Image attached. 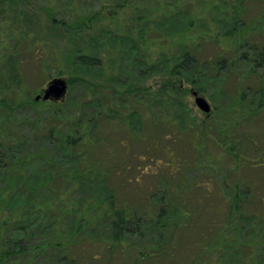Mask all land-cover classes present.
<instances>
[{"label":"trees","instance_id":"16d2710c","mask_svg":"<svg viewBox=\"0 0 264 264\" xmlns=\"http://www.w3.org/2000/svg\"><path fill=\"white\" fill-rule=\"evenodd\" d=\"M8 1L17 5L19 0ZM246 1L225 0L230 5L225 11L218 3L213 5L217 30H210V39L217 49L204 60L196 55L200 34L193 37L196 26L204 24L203 16L191 0L166 3L169 9L163 17L154 11L141 15L136 10L135 22L123 21L122 25L105 14L103 18L111 21L101 25L96 34L91 30L102 18L84 14L59 19L53 8L46 7V33L31 38L24 33L32 60L40 68L66 75L62 77L68 83L66 96L77 82L82 84L92 115L61 112L71 103V96L65 102L66 96L59 101L22 99L21 92L25 95L32 87L21 86L20 73L14 76L17 94L0 101L4 112L12 117L25 105L52 109L53 115L44 122L32 116L29 131L16 130L15 119L13 127L6 123L9 130L4 129L5 135L0 133V264H55L56 259L64 264L264 263L260 258L264 253V198H257L258 209L250 208L255 196L251 187V192L244 188L241 173L244 166L256 167L261 160L242 157L234 139L217 140L218 154L204 150L202 136L209 134L194 131L198 125L184 100L185 84L205 93L208 85L222 86L235 66L251 65L253 71H263L256 89L251 85H247L251 91L243 88L245 92L238 93L240 104L232 112L236 100L232 102L229 113L254 117L264 109V7L256 19L248 21ZM128 3L123 0L118 6L125 10ZM221 11L226 15L219 18L216 14ZM156 32L161 35L152 36ZM256 34L263 37L255 38ZM42 40L56 41L57 54H43L38 46ZM160 40L165 44L168 40V48L153 56L148 48ZM110 50L115 58L107 60ZM154 76L161 81L157 87L147 84ZM253 78L251 74L239 80L246 83ZM159 108L165 116H158ZM110 120L146 145V152L130 151L135 162L116 163L114 175L103 153L108 137L99 129L102 122ZM147 122L172 130V141L183 139L182 129H191L185 149L192 160L175 154L169 145L162 153L160 140L152 143L144 133ZM174 123L179 130L172 127ZM30 141L41 142V151L33 149ZM125 143L121 140L119 144ZM196 155H202L200 160ZM225 158L230 159L232 172L241 177L232 184L222 180L219 194L215 193L217 179L211 175L206 180L189 175L200 166L217 168ZM129 168L138 174L126 176L121 186L132 184L137 197L120 195L114 182ZM149 168L159 169L164 176L146 183L142 176L153 172ZM214 193L222 196L224 220L206 218V209L220 210Z\"/></svg>","mask_w":264,"mask_h":264},{"label":"rangeland","instance_id":"374dc122","mask_svg":"<svg viewBox=\"0 0 264 264\" xmlns=\"http://www.w3.org/2000/svg\"><path fill=\"white\" fill-rule=\"evenodd\" d=\"M174 1L176 2L178 0H128L129 3L125 10L124 8L118 6V3L123 2V0H19L17 3H15L17 5H14V3H11L8 0L1 2L0 101L6 97L11 98L13 94H17L16 90L18 85L14 79V76L18 73H20L21 86L23 87V85H25L24 87H32L27 93H25V95L23 92H21L20 97H23L22 99H27L28 97L35 99L38 94L43 92V89L47 86V83L54 77L66 78V75H59L54 69L48 71L44 66L40 68L37 62L32 60L33 54L28 48L27 40L25 39L24 33H26L29 38L35 36L41 37V35L46 33V25L49 19L46 7L53 8L54 15L59 19L71 20L74 16L81 17L84 14L92 16L95 20L102 18L101 21H99L97 25L91 30L93 34H96L101 25H105V23L111 21L108 18H103L108 14L109 16L116 18L115 20L118 21L117 23L120 25H122L123 21L129 23V20L131 23H133L135 22L134 18H137L138 13L148 16L152 14V11H154L157 17H163L166 13V10L169 9V6H166V3L170 2L172 4ZM191 1L193 6L196 7L197 12L200 11L201 16H203L201 18L204 24H199L196 26L193 37H195L196 34H200V38L196 40V44H199V48L197 51L195 49L194 50L196 53H199H195L197 57L201 60H204L208 56L213 55L217 49L210 39V34H212L210 30H217V23L212 20L213 13L211 10L213 9V5L215 4L214 6H216L218 3L219 7L223 9L222 11L229 9L230 5H226L225 0ZM244 4L246 9L245 18L248 21H252L256 19L257 14L262 11V8L264 7V0H247L244 2ZM136 10H138V13ZM222 11L216 14L217 17L222 18L226 15ZM123 12H127L126 15H124ZM19 13L21 14L19 15ZM97 13L99 14L98 16H96ZM156 34L157 35L152 36L161 35L159 32H156ZM255 36V38L263 37L260 34H256ZM164 41H166V44L160 40L158 41L157 45L154 44L151 48H148L150 52H153V56L157 55L158 52L168 48L169 41ZM38 46L41 48L43 54L47 53L54 56L58 52V43L56 44V41L54 40H50V42L42 40ZM111 50L107 55V60H112L115 58V54ZM155 58L157 57H154L153 59ZM108 64L109 62L107 61V65ZM254 68L255 67L251 65H246L241 68H237L235 66L233 70L227 75L225 81H223L222 86L221 84L208 85L205 93L198 92L200 96L206 98L211 106V115L209 116L206 115V113H204L195 103V97L192 94L193 91H196L195 86H191V84L188 83L185 84L188 87V91L184 100L187 104H189V108L192 113L191 115L196 119V124L198 125L195 127L194 131L201 133L202 135L206 133L209 134L202 136L204 139V150H212L218 154L220 152V145L218 141H224V139H234V141L237 142L238 151L241 153L242 157L250 159L252 162H255L259 159L261 160L259 164H256V167L247 165L244 166L241 172L244 188H246L249 192H251L250 190L252 188V193L255 196L254 201L250 204V208L258 209L256 205L258 204L257 198L260 196L264 198V109L261 110L260 114H257L254 117H242L244 113L239 117H233L229 113L231 110L228 109V107L232 105V102L236 100V106L232 112L235 111L238 104H240L238 100L239 95L242 92H245L243 88H246L247 90L250 89L247 88V85H251L253 90L256 89L257 79H259V76L262 75L263 71L261 69L253 71ZM252 71L255 74L252 73ZM251 74L254 77L252 80L247 81L246 83H241V81H243L239 80L241 76H248L250 78ZM160 83L161 81L158 76H154L153 78L147 80V84L154 87H157L160 85ZM240 83L242 86L238 88V85H241ZM85 95L86 92L83 85L77 82L72 87L70 94H68L66 98L64 97L65 100L62 101L65 102L71 96V103L64 105L61 109V112H66L68 115L76 112L78 115L83 114L90 118L93 108L89 107L85 102ZM51 111L52 109L50 111H42L41 107L39 110V107L32 109L31 107H26L24 105L20 107V109L16 110L12 117H9L4 112L3 107L0 106V133H2L1 135H5L4 132L9 130V127L6 129L5 127L8 125L13 127L12 123L15 119L16 130L29 131L32 127L30 123V118L32 116L35 115L40 121L44 122L48 117L53 115ZM36 112L38 114H36ZM156 113L158 116L166 115L164 114V110L162 108L156 110ZM59 115H61V113ZM6 123L9 124L7 125ZM224 125H226L225 129ZM172 127L175 130L180 129V126L177 123H174ZM99 129L101 134L108 137V140L105 144L107 148L104 147L103 153L105 156H107L108 162H110L108 163V167L110 168L113 175L116 168L119 166L116 165V163H121L127 159L131 160L132 163L136 161V157L131 156L130 151L132 152L131 154L143 153V151L146 152V145L142 143V141H138L136 136V139L134 137L131 138L130 135H132V132L131 134L125 133L123 128L115 120H110L104 123L102 122ZM189 130L191 129H182V131L185 132V135L182 137L183 139H180V141H172V130H170L165 125H156L155 127L153 122H147L145 124L144 133H147L146 136L150 142L152 141V143H154V140H160L158 145L161 147L162 153L163 150H165L164 148L169 145V148L175 154L183 155L184 159L192 160L190 153L185 149V144L188 143ZM222 131L226 132L227 136L224 135ZM121 140L126 142L125 146H121L119 144ZM29 145L36 151H41V146H43L41 142L37 141H30ZM125 148L127 149V154L126 152L124 153ZM153 150L158 152L155 148ZM151 154L154 153L152 152ZM201 156L196 155V159L200 160ZM202 164L205 165V163ZM230 164V159L225 158L221 165L217 164V168H215V166L211 169L208 167L206 169V166H200L194 169V172H190L189 175L192 178L195 177V179L198 180H206L211 175L213 179H217L215 193H218L217 190L222 180L228 179V181L232 184L241 177L240 174L238 175L237 173L232 172ZM148 170L153 169L149 168ZM136 174H138L137 170L134 169L133 171L132 168H129L128 171L121 172L118 175L114 182L116 185H119L120 195L122 193H126L130 194L132 197H137L136 191H134L132 184H125V187L121 186V183L125 181L126 176H130L132 178ZM163 176V173H159V169H154L153 172H149L148 175L142 176V179L146 183H153ZM218 194H215V196H218L217 200H219L218 206H220V210L206 209V218L212 217L218 220L225 219L226 208L222 205V196ZM257 239H253L255 244L257 243ZM261 255L260 258L264 259V253ZM256 258L259 259V256ZM56 261L58 260H54L53 263L64 264L63 261Z\"/></svg>","mask_w":264,"mask_h":264},{"label":"water","instance_id":"95a60500","mask_svg":"<svg viewBox=\"0 0 264 264\" xmlns=\"http://www.w3.org/2000/svg\"><path fill=\"white\" fill-rule=\"evenodd\" d=\"M67 90H68V83L66 79L62 77H55L47 83V86L43 89V92L41 94H38L35 97V99L59 101L66 96ZM192 94L195 97L196 105L204 113H209L211 111V106L209 102L206 100V98L200 96L197 91H193Z\"/></svg>","mask_w":264,"mask_h":264}]
</instances>
